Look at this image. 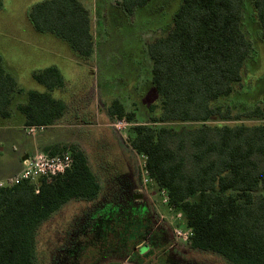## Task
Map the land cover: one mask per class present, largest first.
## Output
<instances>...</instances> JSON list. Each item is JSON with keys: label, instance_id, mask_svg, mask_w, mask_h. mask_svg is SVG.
Segmentation results:
<instances>
[{"label": "trees", "instance_id": "trees-1", "mask_svg": "<svg viewBox=\"0 0 264 264\" xmlns=\"http://www.w3.org/2000/svg\"><path fill=\"white\" fill-rule=\"evenodd\" d=\"M150 1L120 0L118 6L131 15ZM251 4L264 42V0ZM28 17L37 31L65 41L78 57L91 56L90 16L79 0H44L31 7ZM242 20V0H181L168 32L147 46L151 83L161 100L159 116L136 123L134 113L126 112L116 100L108 110L113 117L135 123L129 131V145L145 157V170L166 192L168 203L183 213L192 230L190 248L216 253L231 264H264V124L209 123L264 118V105L234 115L219 103L241 82L250 54ZM32 77L46 91H28L17 111L24 126L53 125L63 116L65 105L51 92L63 85V78L55 67ZM18 91L0 59L2 118L10 117L9 106ZM154 109L149 106L150 111ZM184 122L200 124L154 125ZM67 148L73 163L64 174L40 178L37 184L22 180L0 187V264H35L39 225L71 199L98 196L100 184L83 151L58 144L46 151L55 154ZM128 219L123 225L118 223L122 230L115 244L127 250L119 258H146L152 253L149 222L142 215ZM110 233L115 235L113 229ZM139 243L151 247L140 254L133 248Z\"/></svg>", "mask_w": 264, "mask_h": 264}, {"label": "rangeland", "instance_id": "rangeland-1", "mask_svg": "<svg viewBox=\"0 0 264 264\" xmlns=\"http://www.w3.org/2000/svg\"><path fill=\"white\" fill-rule=\"evenodd\" d=\"M41 1L44 0H1V64L15 78L20 91L13 95L10 117L0 116V178L18 171L23 150L26 155H35L56 144L74 145L86 155L100 191L92 200L71 199L39 225L35 232V264H112L118 259L120 262L123 259L119 256L127 250L115 244L118 230H122L118 223L123 225L130 220L128 217L138 215L149 222L152 253L146 258L132 256L134 261L231 264L216 253L190 248V237H180L190 229L183 213L165 201L166 192L145 170V157L129 145V131L135 123L113 117L108 110L116 100L126 112L134 113L136 123L145 124L150 116H159L161 100L151 83L152 63L147 46L168 32L181 0H151L131 15L111 7V1L116 0L82 1L92 18L94 44L92 55L86 59L78 57L53 34L33 27L28 13ZM251 2L242 0L241 28L251 43L242 80L235 85L233 94L219 101L234 115L264 105V42L258 23L252 18ZM48 66H56L67 84L51 92L53 97L65 101L67 108L56 124L35 127L27 133L29 128L23 126V117L16 107L26 101L28 91H46L32 74ZM150 105H154L153 111L149 110ZM236 122L264 124V118L209 123ZM116 123H121V128ZM129 200L132 204H127ZM150 247L144 244L136 251L144 254Z\"/></svg>", "mask_w": 264, "mask_h": 264}, {"label": "built area", "instance_id": "built-area-1", "mask_svg": "<svg viewBox=\"0 0 264 264\" xmlns=\"http://www.w3.org/2000/svg\"><path fill=\"white\" fill-rule=\"evenodd\" d=\"M117 128H121V123L114 124ZM29 128L27 133H31L35 130L34 126ZM73 163V157L69 148L59 153L50 154L49 152L39 151L35 155L24 156L21 160L20 170L8 177L7 179L0 181V187H10L22 180L37 184L40 178H52L61 174H64L71 168ZM38 189H36V193ZM167 197L165 198V201ZM192 235V230L185 231L181 234V238L184 240L189 239ZM118 264H137L130 256L125 257Z\"/></svg>", "mask_w": 264, "mask_h": 264}, {"label": "crops", "instance_id": "crops-1", "mask_svg": "<svg viewBox=\"0 0 264 264\" xmlns=\"http://www.w3.org/2000/svg\"><path fill=\"white\" fill-rule=\"evenodd\" d=\"M83 5H84V7H85V4L82 2V1H84V2H86L87 0H79ZM93 1V0H92ZM110 1V0H109ZM120 0H116L115 2H112L111 1V3H110V6L111 7H114V8H119L120 10H121V8L118 6V2H119ZM95 2V1H94ZM92 3V2H91ZM91 5V4H90ZM86 9H88L87 7H85ZM91 23H92V18H91V16H90V26H91ZM91 35H93L92 34V32H91ZM56 37V36H55ZM93 37V36H92ZM57 39H60V38H58V37H56ZM61 40V39H60ZM61 41H63V40H61ZM67 46H68V44L65 42V41H63ZM93 47H94V44H93ZM68 48L70 49V47L68 46ZM71 50V49H70ZM72 51V50H71ZM92 55V54H91ZM48 67H55V68H57L56 66H48ZM45 68H47V67H45ZM45 68H43V69H45ZM43 69H41V70H43ZM6 70V69H5ZM41 70H39V71H41ZM57 70L59 71V69L57 68ZM36 72H38V71H36ZM35 73V72H34ZM33 73V74H34ZM59 73L61 74V72L59 71ZM33 74H32V76H33ZM11 75V74H10ZM61 76H62V74H61ZM62 78H63V76H62ZM15 79V78H14ZM66 83H65V81H64V78H63V85L61 86V87H57V88H54L52 91H54V90H57V89H63V87H66ZM57 99H60V98H57ZM61 101H63L62 99H60ZM63 103H64V105H65V110H66V108H67V103L65 102V101H63ZM65 110H64V113H65ZM64 115V114H63ZM60 119H62V117L60 118ZM59 119V120H60ZM58 121V120H57ZM56 121V122H57ZM22 122H24V120H22ZM56 122H55V124H56ZM23 126H24V124H23ZM26 127H30V126H25V128ZM25 153H27V151L26 150H23L22 151V153L20 154V156H19V158H18V160L20 161H18L19 163H20V168H21V160H22V158H23V156L24 155H26ZM18 169V171L20 170V168L19 167H17ZM16 170V171H17ZM17 171V172H18ZM17 172H15L14 174H16ZM13 174V175H14ZM10 177V176H9ZM3 178V177H2ZM0 178V181H3V180H5V179H7L8 177H6V178Z\"/></svg>", "mask_w": 264, "mask_h": 264}, {"label": "flooded vegetation", "instance_id": "flooded-vegetation-1", "mask_svg": "<svg viewBox=\"0 0 264 264\" xmlns=\"http://www.w3.org/2000/svg\"><path fill=\"white\" fill-rule=\"evenodd\" d=\"M128 191H131V190H128ZM128 191H127V192H128ZM126 198H127V196H126ZM127 199H128V198H127ZM126 202H127V201H126ZM126 202H125L124 204H126ZM127 204H132V203H131V200H129V201L127 202ZM151 234H152V233H151ZM153 237H154V236H153ZM144 244H145V243H142V244L138 245L137 247H135V248H134V251L136 252V250L139 249V248H140L142 245H144ZM66 252H70V251L67 250ZM135 262H136V261H135Z\"/></svg>", "mask_w": 264, "mask_h": 264}]
</instances>
